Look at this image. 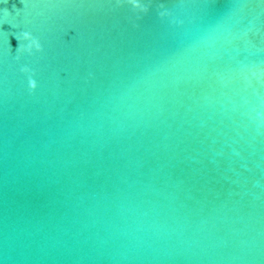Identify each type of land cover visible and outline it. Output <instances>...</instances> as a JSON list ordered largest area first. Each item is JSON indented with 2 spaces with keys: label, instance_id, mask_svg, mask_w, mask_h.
<instances>
[{
  "label": "water",
  "instance_id": "obj_1",
  "mask_svg": "<svg viewBox=\"0 0 264 264\" xmlns=\"http://www.w3.org/2000/svg\"><path fill=\"white\" fill-rule=\"evenodd\" d=\"M0 264H264V0H0Z\"/></svg>",
  "mask_w": 264,
  "mask_h": 264
}]
</instances>
